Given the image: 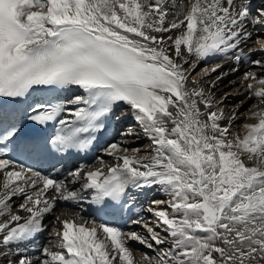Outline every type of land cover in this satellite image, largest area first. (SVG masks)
<instances>
[{
	"label": "snow or ice",
	"instance_id": "snow-or-ice-1",
	"mask_svg": "<svg viewBox=\"0 0 264 264\" xmlns=\"http://www.w3.org/2000/svg\"><path fill=\"white\" fill-rule=\"evenodd\" d=\"M175 7L169 0H0V264H264V75L242 77L244 101H254L244 119L256 122L242 123L240 133L231 131L237 113L224 111L228 93L215 96L226 74L211 76L222 66L192 78L196 61L215 56L264 73L257 35L264 0L255 8L253 0ZM254 51L259 59H251ZM37 89L57 93L28 116L51 126L50 136L26 132L9 108ZM121 104L128 112L115 119L130 114L139 131L107 144L110 163L98 158L58 178L17 162L56 169L65 154L87 152ZM141 135L145 154L125 146ZM149 192L166 199L150 200L153 220L129 216L139 232L82 214L84 204L130 214ZM69 206L78 210L58 212ZM46 231L56 243L29 257ZM132 242L152 255L137 260Z\"/></svg>",
	"mask_w": 264,
	"mask_h": 264
},
{
	"label": "bare ground",
	"instance_id": "bare-ground-1",
	"mask_svg": "<svg viewBox=\"0 0 264 264\" xmlns=\"http://www.w3.org/2000/svg\"><path fill=\"white\" fill-rule=\"evenodd\" d=\"M169 2L171 4L176 5V7L173 9V12H175V13L179 12L180 7L183 6L186 8L188 6V0H169ZM173 18H174L173 16L168 17L169 21H171ZM165 35H167V34H165ZM257 35L264 37V31L257 33ZM255 39H256V36H253V41ZM248 47L254 48L255 45L249 44ZM245 50H247V49H245ZM259 58H260V53L254 51L251 54V59H259ZM215 65H221L222 67L218 70V72L212 74L211 79L214 80L216 78V76L220 74V72H223L226 74L224 76V78L220 82H218L217 87L214 90L215 96H216V98H220L225 93V91H228L227 92L228 93V99L224 102V105H223L224 111H225L226 115L231 114L233 112L237 113V119L235 120L234 125L231 127V131L235 132V133H240L241 129L239 131H235V128H236L235 125L240 120L242 121V123H245V122L246 123H255L256 122L255 120H245L244 119V115H243L244 112L243 111L246 112L249 109V107L254 103V101L253 100L244 101V96L247 94V88L241 87L242 77L248 71H255L258 75H264V73H261L260 69L258 67L250 65L246 62H241V63L237 64L231 59L226 61L221 56H215V57L208 58L205 60L196 61L195 65H194L195 71L192 74V78L193 79H199L200 75L202 73V70L205 67L211 68ZM233 68H235L236 70L232 71ZM205 87L207 88V84H205ZM242 101H244V102L241 103ZM121 112L122 113L128 112L127 106L123 107L121 109ZM129 115H126L120 121H117V124H120V129L117 132L116 140L114 142H120L122 139L120 133L126 131L129 128H132L137 132L139 131V128L137 127L135 120L132 117L129 118ZM128 118H129V120H128ZM147 145H148V141H147V139L143 138L142 135L139 139H136L135 141L127 142L125 144V146L129 147V148H140L141 154H145L144 150L147 148ZM98 158L104 159L106 162H109V163L111 162V157L106 156L104 154V150L99 154ZM141 196H144V195H141ZM152 196H158V200L166 199V197L164 195H162L158 192H149V194L147 195V198L150 199ZM138 199H142V198L139 197ZM17 203H19V201H17ZM148 206H149L148 202H147L146 206H144V204L138 206V204H137V207L142 212V215L145 218L150 217L153 220L154 218L149 213H147L145 211V209ZM75 210H78V209L69 206L67 209H63V208L58 209V212H65L66 215H71L72 212ZM86 218L91 220L88 217H86ZM129 230H136L138 232L142 231V229L139 226L128 227L125 229V231H129ZM44 233L39 235L35 240V244L38 245V247L42 246V245L49 244V242H51V244L56 243V238L51 237V236H46V235H44ZM130 247L133 249V254L137 260H140V253H142V252L148 253L149 255H152L150 250H148L147 248H145L144 246H142L138 243L132 242ZM27 254L29 255V257H34V256H38L40 253L38 250L36 252H32V250H30L28 248Z\"/></svg>",
	"mask_w": 264,
	"mask_h": 264
},
{
	"label": "rangeland",
	"instance_id": "rangeland-1",
	"mask_svg": "<svg viewBox=\"0 0 264 264\" xmlns=\"http://www.w3.org/2000/svg\"><path fill=\"white\" fill-rule=\"evenodd\" d=\"M228 91H225V93H227ZM245 113V111H243ZM242 121L240 120L236 125H235V131H239L241 128H240V125H241ZM158 198V196H156ZM147 218V217H146ZM150 218H148L149 220Z\"/></svg>",
	"mask_w": 264,
	"mask_h": 264
}]
</instances>
